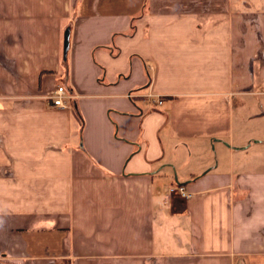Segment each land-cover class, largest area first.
I'll use <instances>...</instances> for the list:
<instances>
[{"label": "crops", "instance_id": "crops-1", "mask_svg": "<svg viewBox=\"0 0 264 264\" xmlns=\"http://www.w3.org/2000/svg\"><path fill=\"white\" fill-rule=\"evenodd\" d=\"M256 118L264 0H0V264H264Z\"/></svg>", "mask_w": 264, "mask_h": 264}, {"label": "rangeland", "instance_id": "rangeland-1", "mask_svg": "<svg viewBox=\"0 0 264 264\" xmlns=\"http://www.w3.org/2000/svg\"><path fill=\"white\" fill-rule=\"evenodd\" d=\"M252 106L254 108L255 104H252ZM260 119L256 118L249 122V124H245L241 133V137L244 141L248 140L247 146L251 144V147H249L247 154H244V157L247 159H252L253 161H257L259 164L264 166V143H260L264 142V119ZM241 120L242 118L237 115L236 123L238 126L241 125Z\"/></svg>", "mask_w": 264, "mask_h": 264}, {"label": "built area", "instance_id": "built-area-1", "mask_svg": "<svg viewBox=\"0 0 264 264\" xmlns=\"http://www.w3.org/2000/svg\"><path fill=\"white\" fill-rule=\"evenodd\" d=\"M46 97L52 102V106L58 109H65L68 107L67 102L70 101L72 95L68 88L64 85H58L51 92L47 93ZM171 194L179 195L183 199H190L192 194L188 191L186 186L176 185L171 189Z\"/></svg>", "mask_w": 264, "mask_h": 264}, {"label": "water", "instance_id": "water-1", "mask_svg": "<svg viewBox=\"0 0 264 264\" xmlns=\"http://www.w3.org/2000/svg\"><path fill=\"white\" fill-rule=\"evenodd\" d=\"M69 48H70V29H67L65 32V39H64V59L65 60H67Z\"/></svg>", "mask_w": 264, "mask_h": 264}]
</instances>
